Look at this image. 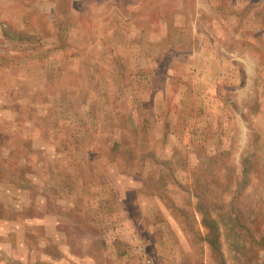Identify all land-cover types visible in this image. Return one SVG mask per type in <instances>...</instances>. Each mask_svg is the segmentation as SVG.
I'll use <instances>...</instances> for the list:
<instances>
[{
  "label": "rangeland",
  "instance_id": "rangeland-1",
  "mask_svg": "<svg viewBox=\"0 0 264 264\" xmlns=\"http://www.w3.org/2000/svg\"><path fill=\"white\" fill-rule=\"evenodd\" d=\"M0 264H264V0H0Z\"/></svg>",
  "mask_w": 264,
  "mask_h": 264
}]
</instances>
